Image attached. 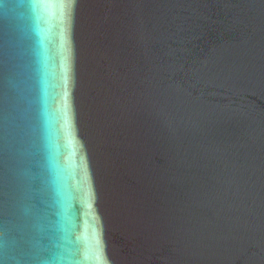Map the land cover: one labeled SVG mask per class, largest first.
<instances>
[{"label":"water","instance_id":"1","mask_svg":"<svg viewBox=\"0 0 264 264\" xmlns=\"http://www.w3.org/2000/svg\"><path fill=\"white\" fill-rule=\"evenodd\" d=\"M0 264H264V0H0Z\"/></svg>","mask_w":264,"mask_h":264}]
</instances>
